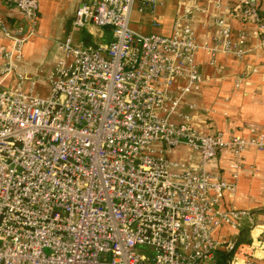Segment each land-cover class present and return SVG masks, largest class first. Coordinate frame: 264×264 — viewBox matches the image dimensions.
<instances>
[{"label":"built area","instance_id":"1","mask_svg":"<svg viewBox=\"0 0 264 264\" xmlns=\"http://www.w3.org/2000/svg\"><path fill=\"white\" fill-rule=\"evenodd\" d=\"M136 1L141 12L160 3L77 4L72 26L108 27L111 39L57 40L45 74L23 53L39 1L11 0L23 21L0 19V264H264L254 255L264 225L233 202L244 153L264 150V135L206 132L184 111L207 79L198 52L210 65L220 53L242 57L247 33L233 34V10L214 14L218 2L209 11L184 0L169 35L144 34L129 24ZM240 7L264 44L259 8ZM196 11L217 28L210 39L198 40ZM41 78L46 93L35 89ZM179 148L187 159L171 155ZM225 151L227 171H214ZM243 228L248 243L238 242Z\"/></svg>","mask_w":264,"mask_h":264},{"label":"crops","instance_id":"2","mask_svg":"<svg viewBox=\"0 0 264 264\" xmlns=\"http://www.w3.org/2000/svg\"><path fill=\"white\" fill-rule=\"evenodd\" d=\"M38 24L36 33L31 36L23 47L25 62L31 70H41L43 74L54 65L57 52L55 42L68 35L77 43L99 45L111 39L108 27H73L74 9L80 2L91 0H38ZM160 3L154 12H141L134 3L129 24L131 28L144 34L157 33L169 35L172 32L173 21L178 5L184 0H158ZM264 16V0H251ZM216 16H228V9L236 13V17L228 21L235 35L239 30L247 33L245 42L246 53L242 57L218 54L217 62L208 63V56L199 51L197 61L200 71L207 79L197 92L186 96L185 100L194 103L195 107L184 111L192 116V122L206 132L224 131L227 134L238 132L245 138L257 134L264 135V44L253 35L254 25L249 19L241 17L240 0H193V4L205 7ZM194 29L198 40L210 39L217 31L214 26H208L203 21V15L194 13ZM0 19L13 24L23 21L21 13L11 0H0ZM157 22V26L153 24ZM8 41L0 32V45ZM240 85L235 87V81L240 76ZM36 91L46 93L44 78L36 83ZM172 156L187 159L184 148L172 151ZM228 151L220 154L213 162L212 169L217 172L227 171L230 159ZM247 170L239 173L237 192L233 198L234 205L247 208L255 223L264 225V150L249 147L243 156ZM257 221V222H256ZM247 228L240 231V235ZM249 231V230H248ZM243 235V233H242ZM264 237V234H263ZM250 241V235L244 242ZM259 260H264V244L254 250Z\"/></svg>","mask_w":264,"mask_h":264},{"label":"trees","instance_id":"3","mask_svg":"<svg viewBox=\"0 0 264 264\" xmlns=\"http://www.w3.org/2000/svg\"><path fill=\"white\" fill-rule=\"evenodd\" d=\"M243 231H244V230H243ZM242 233H244V232H242ZM242 233H241V235L239 236L238 242H244L245 239H246V237H243ZM225 259H226V257H224V256H220L219 262H220L221 264H223V263H225Z\"/></svg>","mask_w":264,"mask_h":264},{"label":"rangeland","instance_id":"4","mask_svg":"<svg viewBox=\"0 0 264 264\" xmlns=\"http://www.w3.org/2000/svg\"><path fill=\"white\" fill-rule=\"evenodd\" d=\"M257 222V221H256ZM248 237L249 236V231L248 230H245L244 233H243V237ZM140 249V248H139ZM143 249H147L146 247H144Z\"/></svg>","mask_w":264,"mask_h":264}]
</instances>
